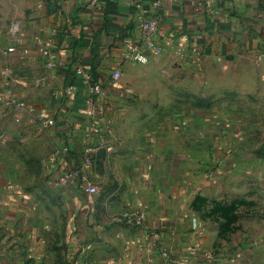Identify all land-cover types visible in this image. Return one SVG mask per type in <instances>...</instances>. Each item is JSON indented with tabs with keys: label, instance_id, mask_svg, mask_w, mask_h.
<instances>
[{
	"label": "crops",
	"instance_id": "crops-1",
	"mask_svg": "<svg viewBox=\"0 0 264 264\" xmlns=\"http://www.w3.org/2000/svg\"><path fill=\"white\" fill-rule=\"evenodd\" d=\"M87 156L97 194L64 182ZM136 212L175 256L264 264V0H0V264H161Z\"/></svg>",
	"mask_w": 264,
	"mask_h": 264
},
{
	"label": "built area",
	"instance_id": "built-area-1",
	"mask_svg": "<svg viewBox=\"0 0 264 264\" xmlns=\"http://www.w3.org/2000/svg\"><path fill=\"white\" fill-rule=\"evenodd\" d=\"M115 2H122L127 5H135L143 0H114ZM94 4H102L104 0H92ZM140 29L142 32V40L143 45L135 42L133 39H127L125 41V45L127 47L126 54L124 59L126 61L135 62L138 64H147L149 62V56L147 54L148 51H152L157 48L159 42H162L167 39L166 34L161 29L159 24V20L156 16H152L146 19H143L140 23ZM44 56L47 58V66L51 67L53 65V61L55 56L48 51L44 52ZM6 74H12L11 70L5 71ZM78 74H80L84 80V82L88 85L89 96L87 103L89 104V115L91 117L95 116V111L93 109V105L95 103V98L98 97L103 91V87L100 82H94L91 74L88 71L83 69L78 70ZM121 74L119 71H115L112 75L114 80L119 79ZM18 107H24V104H17ZM49 126L55 125V121L50 120L47 121ZM91 132H97L98 127L97 124L94 122L90 127ZM59 153L56 154L58 156ZM92 164L91 156H87L84 161V166L81 169L75 170L74 172H70L64 182L67 183L70 180L77 178L83 184H88L86 191L89 194H97L98 189L90 184V178L88 175V169ZM130 220L132 221L133 225L138 229L146 230L149 238L154 244V247L151 252L159 253L162 262L161 264H213L215 261L214 256L210 252H203L200 253V250L197 246H190L185 254L180 256H175L173 253L168 251L167 249L158 248V244L161 240V234L159 232H153L146 229V222H147V214L145 212H136L130 216ZM200 229L198 220L194 218L192 220V231L198 232ZM202 254L201 257L199 255ZM148 264H158L154 255L148 258Z\"/></svg>",
	"mask_w": 264,
	"mask_h": 264
},
{
	"label": "trees",
	"instance_id": "trees-1",
	"mask_svg": "<svg viewBox=\"0 0 264 264\" xmlns=\"http://www.w3.org/2000/svg\"><path fill=\"white\" fill-rule=\"evenodd\" d=\"M94 80V79H93ZM94 82H97V80H94Z\"/></svg>",
	"mask_w": 264,
	"mask_h": 264
}]
</instances>
